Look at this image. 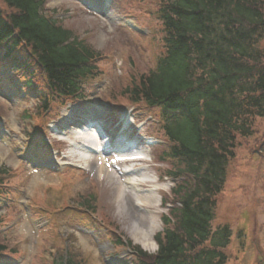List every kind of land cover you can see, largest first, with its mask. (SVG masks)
Here are the masks:
<instances>
[{"label":"rangeland","instance_id":"374dc122","mask_svg":"<svg viewBox=\"0 0 264 264\" xmlns=\"http://www.w3.org/2000/svg\"><path fill=\"white\" fill-rule=\"evenodd\" d=\"M82 1L47 0L46 10L54 11L53 17L101 54L95 61L100 75L86 80L89 102H54L52 110L44 112V107L38 106L43 87L23 80V71L14 68L12 60H24L26 51L18 48L5 57L0 50V179L10 178L3 187L12 190L9 195H0V242L16 250L1 253L0 264H53L65 257L72 258L74 264H128L131 253L128 246L116 244L118 236L129 238L144 251L153 253L157 249L156 244L145 248L133 239L132 222L146 221L145 210L153 209L159 223L153 239L164 226L161 215L167 209L163 201L172 198L174 185L173 178L167 176L172 161L161 158L169 143L161 138L163 133H158L159 110L123 96L124 87L152 69L165 52L161 22L154 14L157 1L111 0L110 6L99 5L93 10L85 8ZM0 7L5 12L11 10L1 0ZM120 13L139 29L121 24L117 20ZM261 45L264 47V40ZM92 100L100 116L114 120L119 113L129 114L135 123L134 134L148 136L149 141L153 138L151 145H140V149H150L144 161L118 165L119 171L134 169L139 180L135 182L143 191L140 194L153 191L152 205L137 206L134 195L125 187L129 196L121 204V214L114 195L128 173H118L112 167L110 180L98 179L92 171L93 162L86 170L63 163L74 160L58 152L66 156L81 151L76 145L60 144L57 139L61 137L51 128H59L57 123L66 117L65 121H79ZM109 103L119 108L113 109ZM63 132H67L65 138L81 137L68 135V128ZM155 139L160 144L156 150ZM79 140L90 142L87 138ZM54 161L63 165L55 167ZM5 169L10 173H2ZM87 200L91 208L84 203ZM221 225H228L232 235L223 250L226 264H264V117L254 120L251 136L237 140L224 188L217 195L212 229Z\"/></svg>","mask_w":264,"mask_h":264},{"label":"trees","instance_id":"16d2710c","mask_svg":"<svg viewBox=\"0 0 264 264\" xmlns=\"http://www.w3.org/2000/svg\"><path fill=\"white\" fill-rule=\"evenodd\" d=\"M1 1L11 10L0 7V50L5 57L26 51L16 70L43 87L44 112L54 102H86V80L101 73L95 63L100 52L46 15L47 0ZM156 1L165 52L124 87L123 96L159 110L158 133L169 143L161 157L172 161L169 173L179 180L174 206L162 215L164 228L155 237L156 253L128 240L133 264H226L231 230L212 229V221L237 140L251 136L254 120L264 117V0ZM10 181L0 179V195L12 193L3 187ZM115 241L124 244L122 237ZM0 251L16 252L5 242Z\"/></svg>","mask_w":264,"mask_h":264},{"label":"bare ground","instance_id":"6f19581e","mask_svg":"<svg viewBox=\"0 0 264 264\" xmlns=\"http://www.w3.org/2000/svg\"><path fill=\"white\" fill-rule=\"evenodd\" d=\"M90 114L92 116H95L97 114V110L91 111ZM89 133L90 132L87 131L86 129V131L84 130L82 133L79 134V136H81L79 138L81 139L88 138V136L90 135ZM79 138L74 139L73 143L81 151L80 154L75 153V154L70 155V153H68L66 154V157L73 159L77 162L79 161H81V163L84 162L88 165H90V162H93L91 165L95 166V169H93L92 171L96 173V176L98 179L110 180L111 179L110 177L113 176L112 175L113 170L111 169L112 167L116 169V172L118 173L121 172V173H124L125 175L127 171L126 170L119 171L118 165L125 164V163L127 164L131 162L135 163V162H138V160H142L134 156L116 154L115 152H117V150L114 149L110 151L109 148H105V147L102 148L99 154H97L96 156L90 155L91 154L90 152H93V151L86 146L87 143H84L83 141L79 140ZM95 146L97 148H100L101 145L100 143L97 142ZM84 154H85L86 159L84 158ZM139 157L144 158V156H139ZM124 177L125 179L120 181L119 186L117 187L118 188L117 193L116 195H114L115 197L114 201L115 203H117V209L119 213L122 214V212H124V210L122 211L121 204L124 203L129 196V193L127 191L131 192L134 195L137 206H140V207L147 206L148 207L149 205H152L155 202V195L153 194L152 190H150V194L148 195L140 194V192H143V191L138 189L140 188L139 186L141 185L135 182L136 179L126 176V175ZM125 187L127 188V191L125 190ZM156 207L158 208V205ZM145 211H146V214H144L143 217H146L147 220L146 221L133 220L132 222L133 229L131 231V235L136 242H139L143 247L146 248L150 246L151 244H156L153 239V234L155 233L159 223L157 222L158 219L155 220V216L153 215L155 210L147 209Z\"/></svg>","mask_w":264,"mask_h":264}]
</instances>
